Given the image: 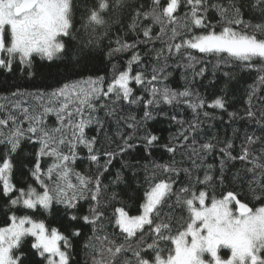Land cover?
<instances>
[{"label": "snow or ice", "instance_id": "6c2138e0", "mask_svg": "<svg viewBox=\"0 0 264 264\" xmlns=\"http://www.w3.org/2000/svg\"><path fill=\"white\" fill-rule=\"evenodd\" d=\"M0 264H264V0H0Z\"/></svg>", "mask_w": 264, "mask_h": 264}]
</instances>
